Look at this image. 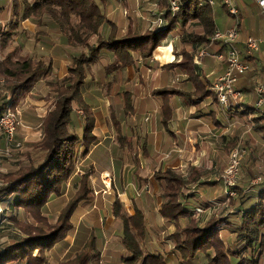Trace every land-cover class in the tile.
<instances>
[{"label": "crops", "instance_id": "0c3cea01", "mask_svg": "<svg viewBox=\"0 0 264 264\" xmlns=\"http://www.w3.org/2000/svg\"><path fill=\"white\" fill-rule=\"evenodd\" d=\"M132 1L120 2L127 8V17L123 21L125 29L134 17ZM144 1L154 0H138L140 4ZM237 1L234 7L239 16L243 9L241 11ZM214 3V6L226 9L218 0H214ZM247 7L251 14L258 18L259 26L254 28V25V29H250L255 35L239 32L238 19L235 46L246 69L233 83V88L241 94L238 104L229 108H222L211 90L213 79L223 70V63L214 57V53L223 52L224 46L219 51L215 44L208 46V56L201 58L193 73L166 65L181 59V48L190 50L191 55L201 47L194 49L179 41L180 25L169 31L166 43L157 46L150 56L132 54V62L117 71L106 73L101 68L103 64L111 61L113 56L109 52L104 54V62L89 65L81 90L82 103L73 104L74 117L69 123L73 126L70 131L80 137L85 114H78V110L83 112L86 108L88 118H92L90 133L93 139L88 143L82 139L77 142L74 169L71 173L73 178L68 179L66 184L87 170L92 199L80 201L73 210L70 216V231L73 234V226L83 225L84 222L89 226L94 223L103 235L99 236L100 248L103 249L101 240L107 239L105 254L108 253L111 258L116 254H124L121 245L114 248L115 245L110 244L114 237L116 239L118 229L113 228L116 219L109 211L115 199L120 204V212L126 216L138 210L144 223L164 225L167 231H171L173 222L166 221L158 212L165 183L155 178L156 172L172 169L185 176L191 167L199 170L198 179L181 188L182 201L192 210L201 202L207 203L215 197L211 193L218 185L215 178L225 166L230 147L245 142L256 154H264V102L258 106L255 104V88L264 85V37L259 35V28L264 25V15L253 0H247ZM225 12L227 13L226 10ZM112 16L111 11H106L107 19ZM229 17L230 20L222 29L215 26V30H224L231 26L233 18L230 15ZM186 26L183 29L198 32V26ZM247 36L256 40V50L250 55L244 53L243 47ZM60 61L66 71L69 59L65 57ZM47 89L44 80H39L13 107L19 110L23 149L28 151L30 158L39 154L33 145L42 136L41 118L51 107L50 97H45L46 93H49ZM170 90H176L178 93H170ZM126 100L129 102L128 106ZM74 105L78 108H74ZM145 116H148L146 120ZM1 141L0 135V144ZM26 155L23 153L14 160L26 161ZM260 182L264 185V177ZM238 187L245 197H248L258 189V183H250L244 189ZM208 205L205 208L200 207L202 212L199 216L205 215L206 210L212 212L214 206ZM179 221H184V217ZM75 237L70 236L72 240ZM108 250L114 251L115 255L112 256Z\"/></svg>", "mask_w": 264, "mask_h": 264}, {"label": "trees", "instance_id": "16d2710c", "mask_svg": "<svg viewBox=\"0 0 264 264\" xmlns=\"http://www.w3.org/2000/svg\"><path fill=\"white\" fill-rule=\"evenodd\" d=\"M11 1L12 14H20L22 18L49 15L56 24L59 37H62L70 52L65 74L53 81L46 78L51 72L49 64L44 65L38 57L16 58L14 47L0 56V114L6 108L13 109L18 99L27 94L39 80H44V84L53 94L51 107L40 121L42 136L33 145L39 154L30 158L28 151L15 149L17 156L27 154L26 161L18 160L8 169L0 170V204L10 212L6 218L16 225L15 229L19 233L0 245V264H42L45 261L44 252L71 230L69 218L77 204L82 200L92 199L89 172L86 170L75 179V189L58 210L54 226L43 231L34 222L44 221L41 212L48 199L52 195L61 194L63 184L73 178L71 173L74 169L77 142L82 139L88 143L93 139L90 133L92 118H88L86 108L83 110L85 123L81 137L68 130L73 104L82 103L81 90L89 65L96 63L109 52L113 56L111 61L101 67L108 73L131 63L132 54L150 56L151 51L160 45L159 42L176 23L184 27L193 21L199 28L198 32L180 29L179 41L182 44H189L194 49L201 46L206 50L208 46L215 44L219 48L217 51L222 50L224 44L221 41H209L215 26L211 7L201 0H181L179 10L173 16H169L168 12L163 14L165 19L168 17L164 27L151 28L140 34L127 32L121 35L116 34V27L103 25L109 0ZM15 30V20H10L6 27L0 24V49L10 42ZM180 54L181 59L178 62L166 65L193 73L197 65L192 63L193 54L190 55V50L184 48H181ZM169 92L178 93L176 90ZM128 103L126 100V106ZM198 174L199 170L195 167H191L185 176L172 169L154 174L156 179L165 183L158 212L166 221L173 222L174 229L168 235L173 236L174 240L183 236L179 242L175 241L177 264H191V259L197 252H202L203 264H264V185L260 181L257 182L258 189L248 197H245L240 188L234 186L237 189L236 200H230L226 206L233 205L234 214L225 216L221 213L215 220L200 224L197 222L198 214L196 218L193 217L194 213L182 201L181 193V188L196 181ZM235 202L237 205H234ZM200 207L205 208L206 201L196 208ZM12 211H23L30 215L29 219L20 220ZM109 211L118 222L116 236L125 252L117 256L118 262L168 264L164 256L150 250H141L136 239V236H143L145 228L140 211L126 216L120 212L117 199L111 203ZM234 215L236 220L233 221L231 218H235ZM181 217L185 219L183 225L179 221ZM224 231L233 233L234 239L229 242L223 240L219 233ZM21 233H24V236H21ZM207 250L211 251V254ZM56 264H99L95 236H88L72 257Z\"/></svg>", "mask_w": 264, "mask_h": 264}, {"label": "rangeland", "instance_id": "374dc122", "mask_svg": "<svg viewBox=\"0 0 264 264\" xmlns=\"http://www.w3.org/2000/svg\"><path fill=\"white\" fill-rule=\"evenodd\" d=\"M122 0H109L107 2V8L106 11H111V14L113 15L110 17V19L105 17V21L103 22V25L105 26H114L116 29V34H125L127 32L130 33H145L146 30H149L151 28H159L164 27L167 25L168 17L165 19L163 17V14L165 12L169 13V16H173L178 10H170L168 7V0H154L153 2H142L140 4L138 0H133V12L132 15L134 16L131 18L130 22L127 24L128 26L125 29V25L123 21L125 20V17H127L126 13V7L125 5L120 4ZM237 0H232V4H236ZM239 1V2H238ZM237 3L241 6L242 13L238 16V19L240 20V27L238 29L239 32L243 33H250L251 35H255L251 32L250 29H254L257 26H259V20L253 14H251L250 9L247 7V0H238ZM11 0H0V24H2V27H6L7 23L10 20L16 21V30L13 34L10 42L3 48L0 49V56L2 53L7 52L12 47L15 48V57L16 58H24V57H38L41 61H43V64H49L51 68V72L46 77L48 80H57L63 73H65V66H63L62 59L65 57L69 59L70 52L66 48L67 46L64 45V40L62 37H59L56 24L54 21L49 17L47 14H43L40 16H30L27 18L20 17V14H12V7H11ZM139 4V5H138ZM215 4V3H214ZM214 4L211 7V16L213 20L214 26H216L218 29H222L227 21L230 20L231 17L219 6H214ZM138 8V9H137ZM141 8V9H140ZM140 10V11H137ZM106 13V12H105ZM108 13V12H107ZM233 22V21H232ZM195 25L193 21L188 22V26ZM163 25V26H161ZM180 23H176L174 26H178ZM255 25V27H254ZM173 26V27H174ZM186 26V25H185ZM172 27V28H173ZM180 29L183 27L180 25ZM187 27V26H186ZM230 27V26H229ZM227 27V28H229ZM254 27V28H253ZM226 28V29H227ZM111 29V28H110ZM171 29V28H170ZM179 29V28H178ZM189 29V27H188ZM248 29V30H247ZM259 35L264 37V25L260 26ZM217 30V29H216ZM221 32L224 30H219ZM173 32V31H172ZM168 35L162 39L159 44L164 45L166 41L168 40ZM167 39V40H166ZM159 45V46H160ZM157 47H155L153 50H155ZM152 50V51H153ZM151 51V53H152ZM208 56V55H207ZM103 59V60H102ZM105 58L101 57V59H98L96 63H102L104 62ZM2 79H0V82ZM2 85V83H0ZM0 85V87H1ZM48 90V89H47ZM49 93H46L45 97H50L49 101L51 103V99L53 98V94L50 90H48ZM48 96V97H47ZM74 108H78L74 105ZM16 116L19 121V125L16 127L15 133H14V139L16 142H18L20 145L17 147L20 151L23 149V139H22V133L23 130L19 127L20 125V116H19V110L16 108ZM83 112L78 110V114H82ZM70 117H74V112L71 111ZM72 124H68V130H72ZM20 130V132H19ZM27 130V129H25ZM19 132V133H18ZM81 137V134H80ZM4 142L3 139L0 144V149L3 147ZM241 148L244 149L246 153L242 155V158L239 162V170H238V178L236 179L235 185L237 188L238 186H241L243 189L246 188L248 185L257 183L256 178L259 177L260 181L264 177V154H256V152H253L249 149V146L246 145L245 142L241 143L239 145ZM231 148V147H230ZM15 149H12L10 153V157H1L0 156V170L8 169L9 167L15 165L14 163H17L14 160L15 157H17L18 153H15ZM35 154V153H34ZM227 160V159H226ZM24 161V160H23ZM21 161V162H23ZM25 162V161H24ZM226 164V163H225ZM3 165V166H1ZM223 169V168H222ZM219 176V175H218ZM77 177L71 180V182H66L63 184V190L61 194H55L52 195L48 199L49 201L46 204V207L42 209V217L44 221H34L43 231H47L51 229V227L54 226L56 216L58 214L57 209L59 210V206L63 205L61 204L62 201L66 198H68L74 189V181ZM107 178V177H106ZM215 183H217V187L213 190L212 196L213 199L208 201L206 203V207L209 203V205L214 206V209L212 212L209 210H206L204 213L205 215H200L199 213L202 212L200 208H192L193 217H197L198 214V221L200 224L204 223L207 220H215L219 214H223L225 216L229 214H234L235 207L228 206V202L230 200L234 201L236 194L235 187H231V194L226 192L224 190V187L220 184L218 181V177L215 178ZM250 182V183H249ZM259 182V181H258ZM239 184V185H237ZM259 184V183H258ZM233 192V193H232ZM244 194V193H243ZM61 196V197H58ZM220 196V197H218ZM219 198V200L217 199ZM236 200V199H235ZM64 203V202H63ZM208 205V206H209ZM234 205H237V202H235ZM2 204H0V209L2 210L0 212V245L5 243L7 240H9L10 237L18 236L19 233L15 229V224L7 220L6 216H9L8 211L3 209ZM226 208V209H225ZM7 209V208H6ZM56 211V214H55ZM14 214V212L12 211ZM16 216L20 220L29 219L30 215H26L25 212L20 211V213H16ZM4 215L5 217H2ZM28 216V217H26ZM71 216V215H70ZM235 216V215H234ZM101 219V216H100ZM99 219V220H100ZM70 220V218H69ZM187 220V219H186ZM231 220H236L235 218H231ZM118 222L114 225H116L113 228H118ZM180 223L183 225L185 223L184 221H180ZM75 224V223H74ZM94 223H90V226L87 225V223L79 224L78 226H73V229H75L74 234L72 231L67 233V237L60 241L59 243H55L49 250L47 249L45 254V261L42 264H56L61 261L66 260L67 258H70L73 256V254L82 247L85 240L90 235H94L97 242V247L99 250V264H118L121 262H118L117 255L114 254V251H109L113 258L109 256L108 253L105 254L104 248L106 247L107 239L104 238V240H101V245H103V249L100 248V239L99 236H103L101 233V229L98 228L97 225H93ZM98 224V223H97ZM90 228H88V227ZM107 227V226H106ZM144 230H143V236H136L137 242L141 247L142 251L150 250L153 253H157L161 256L165 257V260L168 262V264H177L176 260V254H178L177 249L175 247V241L179 242L183 238V236H180L177 239L174 240L173 236H169L168 234L171 233L174 229L171 231H167L164 225H149L144 223ZM264 232V228L262 230ZM103 232V229H102ZM24 236V233H21ZM221 237L223 240H233L234 234L231 232H222ZM116 235V234H115ZM70 236H76L73 240L70 238ZM114 237V236H113ZM85 238V239H84ZM84 240V241H83ZM83 241V242H82ZM229 242V241H228ZM82 243V244H81ZM112 246L115 245L114 248H118L120 246L118 237L116 236V239H112V242L110 243ZM79 245H81L79 247ZM105 246V247H104ZM79 247V248H78ZM208 253L211 254V251L207 250ZM125 253V252H124ZM139 261H137L135 264H138ZM191 264H203L204 257H202V252L195 253L194 257L191 259ZM264 263V260H263ZM123 264V263H122Z\"/></svg>", "mask_w": 264, "mask_h": 264}, {"label": "built area", "instance_id": "2783aa9c", "mask_svg": "<svg viewBox=\"0 0 264 264\" xmlns=\"http://www.w3.org/2000/svg\"><path fill=\"white\" fill-rule=\"evenodd\" d=\"M207 3L209 6L214 4V0H201ZM225 8L227 13L232 16V25L221 32L215 30L209 38V41H221L224 44L225 50L223 52L214 53V57L223 63V70L218 74L211 83V90L214 93L215 99L222 108H228L231 105L238 104L240 99V92L233 88V83L236 77L242 74L246 65L240 56L238 49L235 46L238 25V15L237 10L232 4V0H218ZM256 7L264 15V0H253ZM181 0H168V7L170 10H178L180 7ZM244 53L250 55L254 50H256V40L247 36L243 42ZM208 55L206 48H198L192 55V61L197 64L202 57ZM264 85H258L255 88L256 93V106L264 102L263 97ZM148 116L144 117L146 120ZM19 125V121L16 116V110L12 108H6L0 114V135L2 136L4 145L0 149L1 157H8L12 149H18L20 145L14 139V133L16 127ZM15 151V150H14ZM245 153L244 149L239 145L232 146L227 153L226 164L221 170L218 181L224 187V190L231 194V187L235 185L236 179L238 177L239 162L242 155ZM10 157V156H9ZM257 177L256 182L260 181ZM233 193V192H232ZM2 210L0 209V212Z\"/></svg>", "mask_w": 264, "mask_h": 264}]
</instances>
